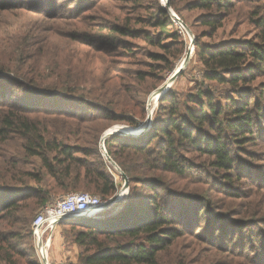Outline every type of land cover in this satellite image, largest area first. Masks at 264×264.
Here are the masks:
<instances>
[{
  "label": "trees",
  "instance_id": "obj_1",
  "mask_svg": "<svg viewBox=\"0 0 264 264\" xmlns=\"http://www.w3.org/2000/svg\"><path fill=\"white\" fill-rule=\"evenodd\" d=\"M59 1L0 0V264H39L29 240L47 203L70 192L105 201L117 194L102 135L114 124L145 120L146 97L188 47L159 0H103L96 18L65 14ZM66 1L82 12L94 2ZM241 1L170 0L179 16L201 12L189 25L201 82L164 93L144 133L105 140L130 185L106 215L59 222L70 227L64 241L81 249L77 264H190L192 246L180 243L187 235L246 264H264V214L233 219L213 200V192L259 200L258 191L245 189L264 188V168L255 164L264 151L253 150L264 143V0H248L259 3L247 13L259 41H203L218 38ZM122 2L144 13L131 14ZM196 26L205 30L198 34ZM132 40L153 47L143 50L144 68L121 62L119 53L134 54Z\"/></svg>",
  "mask_w": 264,
  "mask_h": 264
},
{
  "label": "rangeland",
  "instance_id": "obj_2",
  "mask_svg": "<svg viewBox=\"0 0 264 264\" xmlns=\"http://www.w3.org/2000/svg\"><path fill=\"white\" fill-rule=\"evenodd\" d=\"M59 2H61V3L63 2V6H62L61 10L65 14H67V13H69V14L81 13V14H84V16H86V17L91 16L93 18H96V16L101 15L99 11H96V6H99V4L104 2V1L103 0H94L92 7L89 10H86L83 12L79 11V10H74L72 5H70L69 2L66 0H60ZM143 2L146 4V3L152 2V0H143ZM167 2L169 3L170 0H167ZM159 3L162 5L161 0H159ZM119 4L122 5L125 8V10L132 11L133 13H131V14L139 15V14L144 13L142 7H139L138 5H133V4L127 3V2H122ZM257 4H259V3H256V2L252 3V2H249L248 0H242L240 3H237L236 9L232 10L231 13H227V17H226L225 21L223 22L222 27H220L218 30V38L209 39V38L205 37L203 39V41H205V42H211V41L223 42V41L231 40V39L240 40V42L259 41V38H258V35L260 33L259 29L256 28L253 24H251L248 20V17H247L248 10L252 6H256ZM169 5H170V3H169ZM170 6L173 9V11L177 14V12L172 7V5H170ZM168 11H169V13H171L170 9H168ZM178 14H177V16L179 17L180 22H182L184 27L186 26L188 28L189 32H188L187 28L185 27L184 28V34H185L186 39H187L188 47H187V51L184 54V56L178 61L177 65L175 67V70L182 64V62L185 59L186 55L188 54V51L190 50L191 46H192V52H191V58H190L189 62L187 63L184 70L182 71V73L184 72L183 75H181L182 74L181 73L178 76V78H176L175 80L172 81L171 78H172L173 73L175 71L174 70L171 74H169L167 76V78L163 84H165L166 82H169L170 87L168 88V90L165 91V93L172 90V89L175 91H178L180 93L187 92V91H190L197 83L201 82L200 80H201V68L202 67H201V64L199 63V61H197V57L195 55V51H194L195 50V42H194V45H192V39H194V41H195L196 35L193 32L192 28L189 27V25L196 23L195 19L201 14V12L198 10H192V11L191 10H182L181 15L179 16ZM181 18L186 20L188 22V24L186 25ZM204 28L205 27L198 26L197 27L198 32L197 31L196 32L198 34H200L203 30H205ZM132 45H133L132 47L134 49L133 55L123 56V53H119V56H122L121 62L123 63V66L125 68H129V69L144 68V62H147L149 59L143 53V50L145 47L153 50V47L146 45L145 43H143V41H140V40H132ZM139 46H142V47L139 48ZM118 50L121 52L122 49H118ZM160 87H161V85L156 90H154L150 94H148V96L146 97L145 105H146L147 115H146L145 120L142 121L139 124V126L141 124H144L147 121V117L149 115L151 116V122H152L154 114H155V112L158 108V105H159V99L161 98L160 96L155 95L156 94L155 92ZM116 125L127 126L129 128H135V127L125 125V124H114L113 126H116ZM113 126H111V127H113ZM105 148H106V145H105ZM101 150H102V153L104 155V149L101 148ZM253 150H255L257 152L264 151V143H260V145L257 147H254ZM255 164H257L258 166H263V168H264V161H255ZM111 166L116 170L115 177H116V180L118 183V192L116 195H118L119 198H122L124 196V194L127 193L128 188H124L125 180H124L123 176L119 173L120 171H119L118 167H116L112 163H111ZM258 172L260 175L261 174L264 175V169L261 171H258ZM209 186L214 187L212 183H211V185H206L205 187L208 188ZM252 188L247 187V189H245V190H247V192L251 191V190L258 191L260 193L259 196H261V198L259 200H258V198L256 199L255 197H243V198H240L237 200H233V199H228L223 194L217 193V192H213V200L218 202V204L224 205V207H222L221 210L227 211V212H233L234 213V217H232L233 219L244 220L247 218H250V219L257 218L254 215L262 216L264 214V213L260 212V208H262L264 210V188H262V189H256V187H252ZM241 189H243V188H241ZM94 195H96V194H94ZM53 201H51V202H53ZM40 210L41 209H39L37 211V213H39ZM37 213H36V215H37ZM71 218H74V217H71ZM65 225L68 226V224L65 220H64L63 226L60 225V227H59V223L57 224V226L54 229V233H53L54 238H55V235L59 229H61L62 236H63V230L65 228ZM57 228H59V229H57ZM66 228L68 229L70 227H66ZM251 228H253V227H251ZM29 241L31 242L30 243L31 246L34 247V238H32ZM251 241L253 242L252 239H251ZM180 243L184 248L192 246L191 247L192 251H189V253H191V257L189 259V260H191L190 264H196V263H192V261L196 260V259H202V264H219V263L246 264L242 261V260H244L243 257H240V258L239 257H228V256L224 255V253H222L221 251H218L216 249L212 250L208 243H202L200 241V239H198V238L194 239L193 237H190L189 235H187L183 239H181ZM65 244H66L65 248L67 249L66 254L68 255V258L62 260V259H57L56 257H53L51 255V252H52L51 250H52V246H53V244H52V246L49 249L48 254H47L49 264H77L78 263V256L81 252L80 247H78L76 244H74L71 240L66 241ZM35 252H36V250H35ZM36 254L34 253V255L31 257V260L34 262H37L39 264H44ZM59 256H61V255L59 254ZM72 256L75 257V261H73ZM59 258H62V256Z\"/></svg>",
  "mask_w": 264,
  "mask_h": 264
},
{
  "label": "built area",
  "instance_id": "obj_3",
  "mask_svg": "<svg viewBox=\"0 0 264 264\" xmlns=\"http://www.w3.org/2000/svg\"><path fill=\"white\" fill-rule=\"evenodd\" d=\"M161 2L166 7L167 0H161ZM169 14L184 33L185 27L177 14L173 10ZM106 201L99 195L89 192H70L43 206L32 222L34 248L39 259L44 264H49L47 254L54 241V229L61 218L83 211L93 212L96 207Z\"/></svg>",
  "mask_w": 264,
  "mask_h": 264
},
{
  "label": "water",
  "instance_id": "obj_4",
  "mask_svg": "<svg viewBox=\"0 0 264 264\" xmlns=\"http://www.w3.org/2000/svg\"><path fill=\"white\" fill-rule=\"evenodd\" d=\"M166 7L168 9H170V11H172L173 9L171 8V6L169 5V3L167 2ZM186 27V26H185ZM187 28V27H186ZM188 30V28H187ZM189 32V30H188ZM192 36V35H191ZM192 45H194V39H192ZM191 52H192V46L190 47V50L188 51V54L186 55L185 59L183 60L182 64L174 71L173 76L171 78V80H175L176 78H178V76L182 73V71L184 70V68L186 67L187 63L189 62L190 58H191ZM170 87V83L166 82L165 84H163L155 93V95L158 96H162L163 93H165L166 90H168V88ZM151 124V116L149 115L147 117V121L144 124H141L138 127L135 128H129L127 126H113L111 128H109L107 131H105V133L103 134L102 138H101V148L104 149V155L106 156V158L112 163L114 164L116 167H118V165L111 159V157L108 155L107 150L105 148V140L107 137L115 135V134H122V135H132V136H138L142 133H144L150 126ZM135 129V130H133ZM119 169V167H118ZM120 171V169H119ZM122 173V172H121ZM122 176L125 180L124 183V188H128L129 186V179L128 177L122 173ZM119 199L118 195H115L113 198L107 200L104 204H102L101 206L96 207L93 212H87V211H83V212H79V213H75V214H71V215H67L63 218H61V220L63 219H67V218H71V217H76V218H90L92 216H103L106 215L109 212V208L115 204L117 202V200Z\"/></svg>",
  "mask_w": 264,
  "mask_h": 264
},
{
  "label": "crops",
  "instance_id": "obj_5",
  "mask_svg": "<svg viewBox=\"0 0 264 264\" xmlns=\"http://www.w3.org/2000/svg\"><path fill=\"white\" fill-rule=\"evenodd\" d=\"M60 227V225H59ZM59 229V228H57ZM65 242H64V239H63V236H62V232H61V229H59L55 235V238H54V242H53V246H52V252H51V255L53 257H56L57 259H67L68 258V255L66 254L67 253V249L65 248ZM59 254L62 256V258H59L61 256H59ZM73 257V258H72ZM71 258L73 259V261H75V257L72 256Z\"/></svg>",
  "mask_w": 264,
  "mask_h": 264
},
{
  "label": "bare ground",
  "instance_id": "obj_6",
  "mask_svg": "<svg viewBox=\"0 0 264 264\" xmlns=\"http://www.w3.org/2000/svg\"><path fill=\"white\" fill-rule=\"evenodd\" d=\"M132 129V128H131ZM133 130H135V129H133Z\"/></svg>",
  "mask_w": 264,
  "mask_h": 264
}]
</instances>
